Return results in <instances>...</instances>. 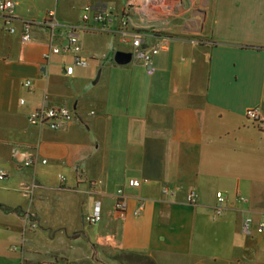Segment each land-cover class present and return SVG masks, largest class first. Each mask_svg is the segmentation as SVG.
<instances>
[{"label":"crops","instance_id":"1","mask_svg":"<svg viewBox=\"0 0 264 264\" xmlns=\"http://www.w3.org/2000/svg\"><path fill=\"white\" fill-rule=\"evenodd\" d=\"M0 1L14 4L0 19V264H264V0H180L174 14L131 16L148 51L168 43L152 77L117 64L131 47L111 34H80L89 66L72 76V53L45 59L67 43L40 24L51 11L79 25L86 6L121 15L127 0ZM45 106L75 119L61 131L32 126ZM252 109L261 122L247 118ZM34 156L48 163L25 167ZM129 179L147 182L129 188ZM122 187L125 219L115 211ZM219 192L227 211L213 220ZM98 203L102 220L91 224Z\"/></svg>","mask_w":264,"mask_h":264},{"label":"built area","instance_id":"2","mask_svg":"<svg viewBox=\"0 0 264 264\" xmlns=\"http://www.w3.org/2000/svg\"><path fill=\"white\" fill-rule=\"evenodd\" d=\"M178 1V2H177ZM180 0H127L126 8L121 15H116L109 9L97 10L93 6L88 5L84 8V14L82 23L79 25L63 26L57 18L56 12L51 11L46 20L40 23L51 32L52 40H55L58 36L60 39H66L67 43L64 46L53 47L50 54H45V59L50 60L51 54H60L62 52H70L73 54V63L67 67L66 74L69 76L74 75L77 68H86L89 66V62L83 60L81 55L83 52V45L81 42L80 34L82 32L95 33V34H111L116 35L120 39V43L131 47V51L128 53L132 56V62L135 64H141L145 69L148 76L152 77L156 74L157 69L154 66V57L160 52L167 50V41L160 43L158 46L153 47L151 51L145 48L146 41L142 34L141 28L134 27L131 16H138L141 20H152L158 17L160 14H174V5L179 3ZM12 3L1 1L0 2V19H6L5 14H9ZM13 12V11H12ZM34 23L25 22L23 27L25 35L23 40L29 42L31 40V28ZM136 28V29H135ZM57 30H61L62 33L57 34ZM15 33V30H11ZM25 87L32 89L33 83L31 81L25 82ZM22 104L25 101L21 102ZM247 118L255 122H261L262 119L257 109H252L247 112ZM75 119L73 112L67 107L50 108L45 106L41 109L34 111L29 118V122L32 126L45 127L51 131H61L67 124ZM47 160H40L37 156L29 157L25 162V167L32 168L39 164L46 165ZM6 174L0 172V180H4ZM61 180L65 179L61 177ZM147 181L138 179H129L126 183L129 188H140L142 184ZM101 182L92 181L90 186L95 188L99 186ZM33 188L27 190V194L33 193ZM163 195L174 198L176 190L164 187L162 190ZM198 194L196 191H190L188 194L189 204H196ZM238 202L246 203L247 200L243 196L237 198ZM227 196L219 192L216 196V204L213 209V220H219L222 218L226 211ZM146 203L141 202L139 208L134 211V216H140L145 210ZM0 210H2L0 208ZM115 211L117 215L125 219L129 214V202L128 196L125 192V188H119L115 195ZM26 222L32 220V215L28 212L24 215ZM102 220L100 203L97 204L94 214L89 218L92 224H97ZM254 219L247 217L243 222V231L250 233L254 225ZM32 229L38 228L36 223L31 224ZM257 233H264V223L261 222L257 226Z\"/></svg>","mask_w":264,"mask_h":264},{"label":"water","instance_id":"3","mask_svg":"<svg viewBox=\"0 0 264 264\" xmlns=\"http://www.w3.org/2000/svg\"><path fill=\"white\" fill-rule=\"evenodd\" d=\"M116 62L121 66L128 65L132 62V56L130 54L119 52L116 55Z\"/></svg>","mask_w":264,"mask_h":264},{"label":"rangeland","instance_id":"4","mask_svg":"<svg viewBox=\"0 0 264 264\" xmlns=\"http://www.w3.org/2000/svg\"><path fill=\"white\" fill-rule=\"evenodd\" d=\"M1 2V1H0ZM5 2H9V3H12V2H10V1H5ZM13 4V3H12ZM13 7H14V4H13ZM13 7H11V9H10V12H9V14H5V16L7 17V18H9L10 16H11V14H12V10H13ZM48 30V29H47ZM49 31V30H48ZM50 32V31H49ZM51 33V32H50ZM108 35H110V34H108ZM24 38V37H23ZM66 45V44H65ZM24 86H25V84H24ZM43 108V107H42ZM41 109V108H40ZM258 110V109H257ZM249 112V111H248ZM62 178H64V177H62ZM65 179V178H64ZM64 181H66V179L64 180ZM247 200V199H246ZM89 220V219H88ZM89 223H91L90 221H89ZM92 224V223H91Z\"/></svg>","mask_w":264,"mask_h":264}]
</instances>
